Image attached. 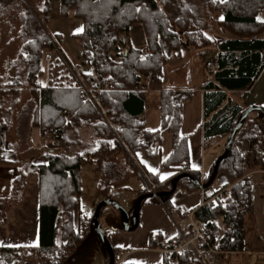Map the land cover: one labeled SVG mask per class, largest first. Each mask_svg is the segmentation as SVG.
Instances as JSON below:
<instances>
[{
    "label": "trees",
    "instance_id": "16d2710c",
    "mask_svg": "<svg viewBox=\"0 0 264 264\" xmlns=\"http://www.w3.org/2000/svg\"><path fill=\"white\" fill-rule=\"evenodd\" d=\"M19 5L23 11L20 14L22 43L18 57L27 69L32 99L30 125L40 132L48 130L60 151L45 150L40 153L43 162L27 163L13 170L9 183L14 185L20 179L16 197L9 198V192L8 198L0 201L16 202L25 177L36 174L38 242L26 250L47 263L57 258L59 264H69L81 255L77 251L81 237L74 226V208L78 205V172L82 165L94 162L92 171L96 185L101 186V176H117L111 155L119 151L124 155L127 168L135 173L128 155L142 151L147 158L159 159L161 135L167 132L170 152L163 160L159 159L158 170L174 173L168 181H160L158 173L146 171L155 191L168 190L172 177L179 173H188L200 180L197 171L187 168L186 137L178 133L181 104L189 100L190 91L163 89L161 68L170 59V52L179 53L189 45L199 48L210 43L202 33V25L207 20L201 12L202 6L221 15L215 23L234 37L210 43L216 52V68L211 73L212 79L203 85L202 140L207 143L212 138L227 137L242 110L231 103L223 90L245 92L264 65V35L257 37L264 31V23L256 19L257 14L264 12V0H59V15L64 17L72 11L73 17L82 23V30L72 38L77 41L82 58L94 74H82L83 78L91 85L94 80L105 79L106 87L101 91L99 101L106 121L89 103L80 100L77 90L40 86L42 52L53 46L39 21L47 19L51 6L48 0H42L36 8L25 6L21 0H0V12L4 7L17 8ZM132 24L142 27L146 42L144 55L125 40ZM189 27L194 29L189 31ZM120 45L122 50H118ZM146 77L147 87L158 91L159 126L152 131L144 128L142 120L144 90L139 83ZM16 83L12 81V84ZM9 92L14 99L4 106ZM18 93V88H0V114L2 109L4 112L0 118V151ZM256 114L258 118L264 116V113ZM243 125L234 134L227 155L217 165L216 175L221 173L228 186L223 200H218L213 207L204 205L193 211V217L203 222L221 219L220 251L242 250V218L251 210L248 171L253 167L264 168V142L258 143L255 127L248 134ZM212 163L203 182L208 178ZM136 176L140 178L139 174ZM107 186L100 191L103 199L109 198ZM177 187L187 192L197 189L186 177L177 180L175 189ZM145 192L144 183L138 195ZM170 196L161 198L165 210H171ZM210 227L215 236L218 228L214 224ZM1 250L12 255L16 253V249ZM161 264H168L163 254ZM179 264L191 262L180 258Z\"/></svg>",
    "mask_w": 264,
    "mask_h": 264
},
{
    "label": "rangeland",
    "instance_id": "374dc122",
    "mask_svg": "<svg viewBox=\"0 0 264 264\" xmlns=\"http://www.w3.org/2000/svg\"><path fill=\"white\" fill-rule=\"evenodd\" d=\"M40 0H25L28 6L32 8H36L39 4ZM58 1V0H57ZM197 3V2H196ZM201 5V4H200ZM201 12L205 15L207 19L205 24L202 25V33L206 36L210 43L220 41L224 37H234L233 34L230 32H225L218 27L215 23L216 20L221 18V15L218 12H212L204 6L201 7ZM60 17L56 14H52V17H47L46 20H40L41 27L43 28L44 32L50 33L54 36V30L57 29ZM260 19L264 20V14H261ZM264 23V21H263ZM139 26V24H138ZM2 25L0 24V83L2 82V70H3V63L2 61H8L11 65V73H13V80L17 83L12 84V80L7 82V84L0 85L3 89H8L9 86H19V93L17 97V105L13 109L10 120L16 116V121L19 124L17 127L20 132L25 131L24 127V119L27 118L26 116H31L30 111H26V107H28L29 102L32 100L29 94V84L27 82V69L24 64L21 63L18 52L21 46V39L19 36V25L16 26L15 31L11 33L10 40H5V35L3 34ZM190 29V30H189ZM189 31L194 28L189 27ZM13 30V29H12ZM260 36L264 35V31L259 34ZM181 36V35H180ZM56 39V38H55ZM181 39L184 41V38L181 36ZM128 40V37L125 38ZM73 42V47L78 45L76 40H69L64 34L62 35V43L61 47L64 49L66 48L67 52L70 50L72 53L74 52L73 47H69V43ZM208 43L206 46H202L197 49V52H194L195 63L199 61L200 70L206 74V70L209 73L207 67V60L213 55L214 47ZM69 47V50H68ZM195 48L194 46H187ZM122 45L118 47V50H122ZM185 48V49H186ZM46 50V49H45ZM44 51V50H43ZM207 53V54H206ZM171 54V52H170ZM202 54H206L203 58L200 57ZM113 58H115L113 56ZM211 59H214L211 57ZM210 62V61H209ZM42 66L43 69H49L52 72V62L46 63L43 62L42 59L40 60V67ZM206 66V70H205ZM9 68V69H10ZM76 69V68H75ZM44 70V72H45ZM77 71L82 74V72L77 68ZM50 75V74H49ZM42 76V75H41ZM39 77L38 82L40 85L49 86V82L45 77ZM148 78H145L142 81L147 82ZM49 81V80H48ZM145 82L143 84H145ZM7 86V88H6ZM144 87V86H142ZM1 88V89H2ZM149 95V96H148ZM148 102L146 104L147 113L149 114L150 110H152L153 105L150 102V98L152 99L151 93H149ZM150 97V98H149ZM234 98V95H231ZM154 98V96H153ZM13 97L11 96L10 92L7 93L4 100V105L9 104L13 101ZM102 111V110H101ZM98 112V111H97ZM99 113V112H98ZM103 121H106L103 113H99ZM253 115H257L256 112H250L249 119L244 120L243 127L244 130L250 134L252 133V128H256L257 133V141L258 143H262L264 141V116L263 117H255ZM19 119V121H18ZM27 122V121H26ZM14 124V122H12ZM11 123V125H12ZM17 125V124H15ZM89 133V129L87 130V134ZM33 138H36L39 135L38 130L33 131ZM39 137V136H38ZM42 137V136H41ZM226 139V135H222L216 145L206 147V151L203 154V158L207 160L205 161L204 166L206 164L209 165L211 160L209 158L212 157L214 153L218 150L222 151V144ZM38 142V141H37ZM38 147H28V145L21 144L17 145L18 153L20 155V161L18 165L22 166L23 164L28 163V160H33V162H43L40 157V153L45 150H50L53 152L60 151V147L56 141H54L53 136L44 138L40 140ZM27 148L25 149V147ZM126 151V150H124ZM128 154V153H126ZM114 159L115 165L114 167L117 169L118 174L114 177H100L101 178V186L96 185V176L93 174V168L95 166L94 162L84 164L80 167L78 172V179H79V196H78V205L74 208V226L75 229L78 231L79 236L81 237L80 244L77 250L81 255L78 258L69 264H108V254L101 243L100 239L94 232L91 223L90 217L94 210L95 205L98 201L103 199L102 194L100 191L107 186V195L109 198L114 200L126 213L127 218V225L131 226L133 222V206L138 196L137 190L143 188L144 183L146 184V191L148 192V187L151 184L149 178L144 175L141 171V164L138 159L136 162L138 167L135 165V162L131 156L128 155V158L132 160L134 164L135 173L132 169H128L125 165L124 155L119 151H115L112 155ZM26 160V161H25ZM140 168V169H139ZM257 167H253L248 171V176L252 171L257 170ZM13 174V171H12ZM136 174L140 175V178L136 176ZM10 175V174H9ZM1 176V175H0ZM4 176V174H3ZM222 177V176H219ZM8 178V176H7ZM251 183V205H255L256 209L258 207L264 206V174H255L249 178ZM103 180V181H102ZM7 183L3 187V192H5V199L8 198V194L10 192L9 198L16 197V190H18V183L12 185ZM167 181V180H166ZM209 190L207 192H212L213 187H219L217 181L211 183ZM153 185V184H151ZM10 190V191H9ZM153 190L154 185H153ZM192 193V194H190ZM190 194V195H189ZM197 192H187L186 190H182L180 187H177L172 195L169 197V201H177L178 207L182 210H186L188 208L195 207L196 203ZM219 199L223 200V196H219ZM151 203H147L145 199L141 200L138 207L137 213V225L133 230H124L123 228V217L120 210L113 207L110 204L104 205L98 215V223L99 226L104 233L109 245L114 248V264L119 262V258L122 257V261H133L139 264H161L162 262V254L156 251H144L147 243V238L149 235H158L160 238L164 240H169L175 237L176 230L175 227L178 225L179 220L172 214L171 210H165L162 203V199L159 200V203L153 199ZM8 201L6 200L5 204L7 205ZM78 211V212H77ZM255 212V211H254ZM244 223V234L247 243L244 246V251L249 250V252H231L227 255L222 256L221 254L218 255V258L221 264H264V253L262 248L260 247L259 243L255 241V232L259 231L261 236H264V218L257 219V230L255 226V219L253 214H247L243 219ZM171 236V237H170ZM254 249L257 251L256 253L252 254L250 251ZM117 250V251H116ZM71 253V252H70ZM69 253V254H70ZM16 260L13 261L11 264H59L57 261L53 259V261L47 263L43 259H39L35 254H31V252L22 249L16 251L15 253ZM55 260V261H54ZM60 264H68V263H60Z\"/></svg>",
    "mask_w": 264,
    "mask_h": 264
},
{
    "label": "crops",
    "instance_id": "0c3cea01",
    "mask_svg": "<svg viewBox=\"0 0 264 264\" xmlns=\"http://www.w3.org/2000/svg\"><path fill=\"white\" fill-rule=\"evenodd\" d=\"M25 6L32 8L31 6H28L25 2V0H21ZM51 6V11L49 12L47 17H52V14H56L60 17V21L58 23L57 29L54 30V38H56V41L58 43L59 49L64 56L65 60L74 68H78L82 74H92V68L91 66L82 58L80 48L78 45H75V48L73 47V42L69 43V47L74 48V52L72 53L69 50L68 52L66 48L62 49L61 43H62V35L64 34L70 41L74 40L72 38L73 34L79 33L82 30V23L79 19L74 18L72 11H69L66 16L61 17L58 13L59 9V0H48ZM42 0L39 1V5H41ZM37 6V7H38ZM23 9L19 5L17 8L15 6L13 7H4L0 12V24L2 25V32L5 35V40H10L11 33L15 31V27L19 25L20 28V14L22 13ZM261 14H264V12L259 13L256 15V19L258 21H264L263 19H260ZM13 29V30H12ZM257 37H262L258 35ZM225 38H232V37H224ZM221 39V40H222ZM128 43L136 48H139L142 55L146 53V42L145 37L143 34V30L141 25L139 24H132L129 26L128 29ZM194 52H197L196 48L188 47L186 49H182L179 53L176 51L171 52L170 59L162 66L161 68V87L163 89H173V90H189L190 91V98L189 100L183 102L181 104V121L178 129V133L180 136L186 137V146H187V153H188V164L187 168L192 171H197L199 173L200 180L204 178V176L207 174L209 167L208 164L204 166L205 160L203 158V154L206 151V147L216 145L219 138L215 139L212 138L211 140H214V144H210L209 140L207 143H203L202 140V100H203V93L205 92V89L203 88V85L210 81L211 78V72H207L206 66H205V72L204 74L200 70L199 61L195 63V59L192 58L194 56ZM215 50L212 53L211 57L215 59ZM207 54V53H206ZM206 54H202L200 57H204ZM209 58L207 60V64L209 61L214 60ZM3 63V70H2V82L0 85L7 84L10 80H13V73H11V65L8 61L5 62V60L2 61ZM206 64V65H207ZM10 68V69H9ZM42 76L45 77V80L47 79V72H44L45 69L42 68ZM11 81V82H12ZM145 81H140V85L144 86L142 89L144 90V104H143V114H142V120L144 123V128L146 130L152 131L158 128L159 126V112H158V91L154 89H150L147 87V83L143 84ZM14 85V84H13ZM41 87H49V86H43ZM0 88H2L0 86ZM7 88V86H6ZM9 88H19V86H9ZM227 96L229 97L232 104L237 105L241 110L245 109L249 106H259L264 107V65L259 71L258 75L256 76L253 83L249 86V88L242 92L241 90H223ZM151 93L152 99L150 98V102L153 105L152 110H150L149 114L147 113L146 104L148 102V94ZM234 95V98L231 97V95ZM148 95V96H147ZM154 96V98H153ZM16 104L11 108L10 116L15 108ZM5 106V105H4ZM3 106V108H4ZM0 118H3L4 112L3 109L1 110ZM26 111L32 112V105L29 102L28 107H26ZM250 114V113H249ZM249 114L245 118V120L249 119ZM9 116V125L7 130L4 133L3 137V148L0 151V199L4 200V194L3 187L7 183V180L10 181V179L13 177L12 171L15 169H20L22 166L18 165V162L20 161V155L21 153H18L17 145H21L22 143L25 145H28V147H35L37 148L42 139L41 132L37 127H33L30 125V116H26L24 121V127L25 131L20 132L18 130V126L20 123L16 121L17 117L15 116L12 119L11 122ZM255 117H258L257 115H253ZM19 121V119H18ZM27 121V122H26ZM12 123V125H11ZM17 124V125H15ZM38 130L39 131V137L33 138V131ZM38 141V142H37ZM264 142V141H263ZM27 146L25 147V149ZM170 152V136L169 133L164 132L161 135V141L159 145V159L163 160L167 157V155ZM219 150L212 155L211 162H209V165L214 161V159L219 154ZM135 165L138 167V164L136 162V159L139 160L142 168L141 171L143 172H151V173H158V177L160 181H168L170 177L173 175L172 170H158V161L159 159H150L145 156V154L142 151H137L135 154L131 155ZM26 161V160H25ZM28 163H39L33 162V160H28ZM27 164V163H26ZM140 169V168H139ZM143 172V173H144ZM264 174V168L263 169H257L252 171V173L249 174V178L252 177L255 174ZM4 174V176H3ZM10 174V175H9ZM145 175V173H144ZM8 176V178H7ZM222 176V177H219ZM199 180V181H200ZM8 181V183H9ZM214 181H217L218 186L220 188L226 187V179L221 174L218 173L214 179ZM10 184V183H9ZM212 185V184H211ZM213 186V185H212ZM210 187V186H209ZM209 187H207L205 190L203 189H196L195 192H197V197L195 201V207L188 208L186 210H182L177 205V201H171L169 202L172 214L176 217L177 220H181L184 213L188 211H193L196 208L200 206V197L204 191H208ZM215 187V186H214ZM213 187V188H214ZM143 188L137 190V194L142 191ZM184 191V189H182ZM175 191V190H174ZM192 194V193H190ZM189 194V195H190ZM172 195V194H171ZM161 199V198H160ZM160 199H155L158 203ZM0 201V264H11L13 261L16 260V254L12 255L9 252L3 251L1 249H16V251L27 249L29 247H35L38 242V205H37V175L36 174H30L27 175L24 179V185L19 190V195L16 200V202H9L7 205ZM147 203L155 202V201H149L148 198H145ZM252 200V199H251ZM252 204V202H251ZM255 211V212H254ZM247 214H253L255 219V226L257 230V219L258 218H264V206L258 207L256 209L255 205H251V210L244 213L243 218ZM242 218V219H243ZM221 219L218 218L215 221V226L218 228V232L215 235L217 239H219L221 235V229H220ZM151 235L148 236V239ZM171 237V236H170ZM175 238V237H174ZM255 241L256 243L260 244V247L262 248V251L264 253V236L260 235L259 231L255 232ZM170 240V239H169ZM247 243L245 239L244 234V223L242 220V250L240 251H234V252H249V250L244 251V246ZM144 251H151L152 249H149L147 247V243L145 248H143ZM117 251V250H116ZM156 251V250H153ZM158 252V251H156ZM233 252V253H234ZM252 254L256 253L254 249L250 251ZM227 251H221V255H227ZM122 257L119 258V262H132L133 261H122ZM116 263V264H118ZM139 264V263H136ZM221 264L220 260L218 259V263Z\"/></svg>",
    "mask_w": 264,
    "mask_h": 264
},
{
    "label": "built area",
    "instance_id": "2783aa9c",
    "mask_svg": "<svg viewBox=\"0 0 264 264\" xmlns=\"http://www.w3.org/2000/svg\"><path fill=\"white\" fill-rule=\"evenodd\" d=\"M46 34L53 48L44 50L41 59L47 64L52 62L53 65L52 72L49 69L45 70L49 87L75 89L78 91L81 101L89 103L96 111L101 113L99 100L101 91L106 87L105 79L94 80L93 85L87 83L82 74L65 60L54 36L50 33ZM207 67L209 72L212 73L216 68L215 60L208 62ZM92 75L94 74L92 73ZM41 136L44 138L50 137V132L43 130ZM214 143V140L210 141L211 145ZM200 182L203 181L200 180ZM227 188L228 186L223 188L214 187L210 193L204 191L200 197V206H215L217 201L221 200L219 196H224ZM148 192H154L153 185H149ZM193 211L184 213L181 220H179L178 225L175 227V238L164 240L153 234L148 239L147 247L163 254L168 264H179L180 258H186L191 264L218 263V255L221 251L218 249V239L212 234L210 225L215 224L219 217L207 223L195 219Z\"/></svg>",
    "mask_w": 264,
    "mask_h": 264
},
{
    "label": "water",
    "instance_id": "95a60500",
    "mask_svg": "<svg viewBox=\"0 0 264 264\" xmlns=\"http://www.w3.org/2000/svg\"><path fill=\"white\" fill-rule=\"evenodd\" d=\"M253 111L264 113V107L249 106L240 112V114L238 115L232 129L230 130V132L228 133V135L225 139L222 152L214 159V161L212 163V167H211L210 173H209L206 181L200 182L199 180L194 179L188 173H179V174H176L175 176L172 177V179L170 181V188L168 190L145 192V193L139 194L136 197V200L134 202L133 215H132L133 222H132L131 226L127 225L126 213L114 200H112L111 198H104V199H101L100 201L97 202V204L95 205L94 210L92 212V215L90 217V223H91V226H92L94 232L96 233V235L100 239L101 243L103 244V246H104V248L108 254V264H114V253H113L112 247L109 245V243H108V241H107V239H106L104 233L102 232V230L99 226V223H98V215H99L101 208L106 204H110L113 207L120 210V212L122 213V217H123V228H124V230L128 231V230H133L137 225V213H138V207H139L140 201L145 199V198L160 199V198L170 196L175 190L177 180H179L180 178H183V177L188 178L190 180V182L194 185V187H196L198 189H204V188L209 187L211 185L215 175H216L218 163L220 162L221 159H223L227 155V153L229 151V148H230L234 134L239 129V127L241 126V124L243 123V121L245 120L247 115Z\"/></svg>",
    "mask_w": 264,
    "mask_h": 264
}]
</instances>
